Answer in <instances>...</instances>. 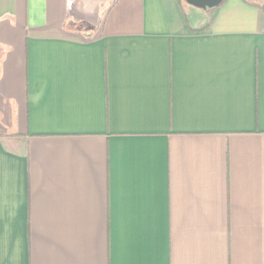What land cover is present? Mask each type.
I'll return each mask as SVG.
<instances>
[{
    "label": "crops",
    "instance_id": "1",
    "mask_svg": "<svg viewBox=\"0 0 264 264\" xmlns=\"http://www.w3.org/2000/svg\"><path fill=\"white\" fill-rule=\"evenodd\" d=\"M0 264H264V0H0Z\"/></svg>",
    "mask_w": 264,
    "mask_h": 264
},
{
    "label": "water",
    "instance_id": "2",
    "mask_svg": "<svg viewBox=\"0 0 264 264\" xmlns=\"http://www.w3.org/2000/svg\"><path fill=\"white\" fill-rule=\"evenodd\" d=\"M188 5L200 9H214L221 5L224 0H184Z\"/></svg>",
    "mask_w": 264,
    "mask_h": 264
},
{
    "label": "trees",
    "instance_id": "3",
    "mask_svg": "<svg viewBox=\"0 0 264 264\" xmlns=\"http://www.w3.org/2000/svg\"><path fill=\"white\" fill-rule=\"evenodd\" d=\"M226 1H227V0H224L223 3H222L221 5H219L218 7H216V9L219 8V7H221Z\"/></svg>",
    "mask_w": 264,
    "mask_h": 264
}]
</instances>
